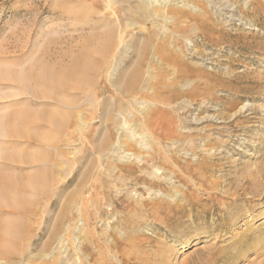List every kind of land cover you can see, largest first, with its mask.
<instances>
[{
    "label": "rangeland",
    "instance_id": "374dc122",
    "mask_svg": "<svg viewBox=\"0 0 264 264\" xmlns=\"http://www.w3.org/2000/svg\"><path fill=\"white\" fill-rule=\"evenodd\" d=\"M110 38L94 84L57 91L67 126L32 127L52 142L6 147L4 163L0 119V264L257 262L264 0H0V115L37 112L50 101L25 90L31 77Z\"/></svg>",
    "mask_w": 264,
    "mask_h": 264
},
{
    "label": "bare ground",
    "instance_id": "6f19581e",
    "mask_svg": "<svg viewBox=\"0 0 264 264\" xmlns=\"http://www.w3.org/2000/svg\"><path fill=\"white\" fill-rule=\"evenodd\" d=\"M150 34L153 35L154 32H151ZM144 43L145 44L141 46L139 49V57H138L136 66L134 67L133 72L131 74L129 73L130 75L128 76V79L125 82V86L128 88V91L132 88L134 84L138 83L139 80L141 79V75H142L141 60H142L144 53L149 50L150 39L145 40ZM112 44H113L112 38H110L102 46V48L91 47L90 45L83 44L82 46L79 47L76 53H73L74 55H73V62L71 63V67L68 65V68L64 69L60 65L61 70L59 71L47 69L45 72L43 71L37 72L33 77H31V80L32 82H34L35 85L31 83L32 85L27 86V89L25 90L32 92V94H34L37 97L45 96L46 99H49L50 102L45 100L43 103L37 105L36 107L38 111L35 113L33 112L31 113L29 111L28 105H22L21 107H18L19 108L18 110V108L16 107L18 105L15 104L14 111L10 113L11 114L10 116L7 115L9 117L0 115V119L3 121L5 119H11V122H9L8 124L6 123L1 124L3 127L2 134L4 136L5 135L12 136V138L10 137L12 139V140L10 139L11 140L10 142L2 139L1 153L5 157V159L3 160L4 163L6 161H13L15 159V158H12L11 154H8V151L5 150L6 147L8 148L15 147L16 145H20V143L24 141L29 142L30 145L36 144L39 146L52 142L53 138L50 135V133L46 135L45 134L40 135L39 132H36L34 128H32L36 125L35 123H38L39 120L46 124L48 122L50 127L56 126L59 130H62L63 128L67 126V119H69V116H68L69 111H64L62 108L58 107L60 104L67 103V101L66 99L62 100V98L58 96L57 91L65 89L71 92H80L86 89L87 87L92 86L95 81V75L100 70L102 59L103 60L106 59L105 55H108L107 50L111 48ZM164 48L165 46H162V47H159L158 50L162 51ZM164 56L166 60V55ZM169 58L172 61L178 62V60H176L175 57L170 56ZM7 74L6 72H4L2 75L6 76ZM0 78L6 79L5 77H2V76H0ZM27 79L28 78L25 75V73H22V74L20 73L18 76V80H19L18 82H23V81L27 82L28 81ZM0 81H4V80L0 79ZM2 104L3 103H0V108L3 107ZM48 156H49L48 153H46L45 159ZM46 169L47 167L44 168V171H46ZM8 179L10 181V178ZM0 186L2 187L0 189V204H1L4 202V199L6 200L8 198L9 196L8 188L11 187L12 185L8 183L6 176H3V177L1 176ZM43 188H44L43 184L37 186V190H42ZM0 206H3V205H0ZM244 238L248 239V238H251V236L249 234H246ZM255 241H256V238H255ZM255 245L256 244H254V246ZM2 253L3 252L1 251V254ZM262 255L263 256L260 260H258L255 263L252 262L250 264H264V251L262 252Z\"/></svg>",
    "mask_w": 264,
    "mask_h": 264
}]
</instances>
